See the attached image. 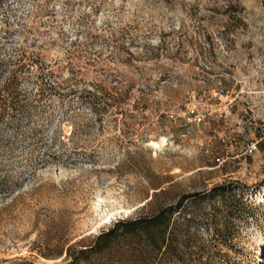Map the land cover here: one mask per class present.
Instances as JSON below:
<instances>
[{
    "label": "rangeland",
    "instance_id": "374dc122",
    "mask_svg": "<svg viewBox=\"0 0 264 264\" xmlns=\"http://www.w3.org/2000/svg\"><path fill=\"white\" fill-rule=\"evenodd\" d=\"M0 58V111L34 115L15 142L0 120V264H67L186 193L205 250L160 264H264V0H0Z\"/></svg>",
    "mask_w": 264,
    "mask_h": 264
},
{
    "label": "trees",
    "instance_id": "16d2710c",
    "mask_svg": "<svg viewBox=\"0 0 264 264\" xmlns=\"http://www.w3.org/2000/svg\"><path fill=\"white\" fill-rule=\"evenodd\" d=\"M2 63L3 59L0 58V65ZM12 79L10 78V81L6 83V87L7 99L14 106L15 101L18 100V95L14 93L15 90H12L17 86L12 83ZM90 101L92 99L86 100L84 106L90 108L94 106L97 109L98 107ZM97 110L95 114H98ZM31 111V107L26 103H21L19 107H16V110L5 108L0 111V120H9L10 123L13 120L16 121L12 133L13 142L16 141V137L27 132L23 129L25 128L23 122L34 117ZM67 112L68 109L62 111V114H64L62 121L69 119L71 114L76 113V110L71 108L70 113ZM45 118L49 122L51 113H47ZM39 124L40 122L36 119L32 131L37 134L34 135L37 136L36 140L41 141L48 147L49 154L52 155L56 150H63V147L64 149L65 147H76L61 138L62 132L59 127L53 129L54 133L49 139L43 137L42 134L37 132L42 125ZM83 125L85 126V123ZM83 125L77 127V124H74L68 139L71 140V134H74L76 129L82 130ZM77 145L82 146V148L86 146L84 142ZM222 186V184L214 185L206 196L209 199L216 195L221 196L224 191ZM192 198H195L193 193L182 194L181 198L175 203L171 202L165 206H158L150 213L137 214L132 218L118 217L112 225L102 229L90 242L81 246L75 252L73 259L67 264H160L172 260L182 263L190 255L193 248L205 250V244L201 239L192 238L193 235L190 229L192 216L188 215L189 202L196 200ZM188 199L191 200L188 201ZM239 201L241 204L237 209L242 212L244 208L242 199ZM202 264H209L208 259H204Z\"/></svg>",
    "mask_w": 264,
    "mask_h": 264
}]
</instances>
